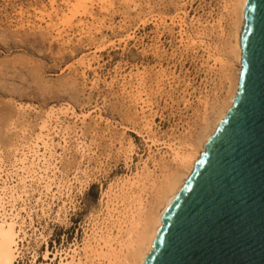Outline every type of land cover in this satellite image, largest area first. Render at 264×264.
<instances>
[{
	"label": "rangeland",
	"instance_id": "374dc122",
	"mask_svg": "<svg viewBox=\"0 0 264 264\" xmlns=\"http://www.w3.org/2000/svg\"><path fill=\"white\" fill-rule=\"evenodd\" d=\"M177 1L178 0H114L113 8L109 7L108 10H104L105 12L103 11L102 13H98L97 10L95 11L98 20L101 22L103 21L104 27V31L97 35L98 37L80 39V37L75 34L76 36L73 35V37L70 36L69 38H65V40H61V43L60 40L47 32L45 25H41L40 28H38V25H35L33 29H31L32 26L29 28L26 24L23 25L19 18L18 11L20 13L21 10V12H24L27 16H32L34 8L40 7L43 3L46 4L47 0H35V2L34 0H0V152L2 157L4 158L5 156L6 160L11 159L15 151L14 148H18L21 142H23L20 140L25 136L29 138L32 132V135L37 133L40 116L45 112L51 111V109L58 110L60 107L73 106L78 113H89L100 108L99 114L103 116L102 122L95 123L94 119L91 121L92 123L88 121L85 125H81L80 122L77 124L79 128H82L85 141L90 147L89 150L92 152H88L89 155L84 156L83 159L79 154L70 153L67 158L58 165L57 171L49 170L44 177H49L53 180L54 184L52 185V189L56 192L57 184L60 183V181L66 178L73 179L77 172L87 170L88 174L86 176H79V182H73L69 200L67 194L62 196L61 199H56L54 201H52L51 198L48 200L43 196L42 199L46 201L45 207H48L47 205L49 204V209H45L43 213L37 201L40 195L39 191L43 190L45 183L40 181L38 176L32 174L26 175V179L22 181L13 180V185L11 184V186H16L17 194L16 201L13 202V205H15L18 210H25L22 212L21 218L27 223V231H29V238L28 242L25 243V248H23L22 245L20 246L22 250L20 251L22 252L20 256L22 258L20 257L16 264H33L34 255L37 259L34 264H47L48 262L44 261V255L47 250L51 253H55L56 251L62 252L69 250L70 247L75 244L83 247L86 232L89 233L91 230L92 220L99 217L102 215V212H104L106 199L103 193L107 192L112 184L114 185L116 182L118 183L128 176H134L137 173L138 165L141 164V159L146 160L149 157V143L146 142V133L143 124L135 117V111L129 102L126 100L125 103L121 96L119 86L116 85L113 89L109 90L103 83V79L104 82L110 83V81L118 75L128 76L131 72L132 74L136 73L138 69H147L150 73V78L147 81V90L151 95V103L154 113L156 114L154 121L158 126L155 125V128H157L156 130L159 133V137L164 141L173 140L174 138L183 140L201 131L200 126L202 125V118L204 114L207 111L209 112L214 106L216 103L215 100H219V98L224 100L229 96V93L227 94V92H229V80H227V78H229V72L226 71V68L219 66L220 69L218 68V70L215 71L217 74L212 73L204 66L206 56H204L205 54H203V52L199 51L197 54L192 52L184 53L183 49L179 47L180 37L178 29H175L177 33L175 31L169 33L168 31L158 30L157 34V28L155 29L154 26L156 21H161L165 18L168 19V17L171 18L178 13L180 8H184L183 4ZM171 3H173L172 6ZM185 9L189 12L190 16H193L195 13L194 16L197 18L200 17L199 19L202 21H208L210 19L208 22H213V20L215 21L216 18H219L218 16H221V13L224 19H228H225L226 22L224 23L225 32H215L217 34H211L209 42L210 44L212 43L211 46L215 50V53L217 52L216 55L220 59L223 58L226 67L227 63H230L228 52L229 42L234 35V21L232 20V16L230 17L231 10L229 11L230 13H225L223 10L224 0H191L185 6ZM135 10L137 12H135ZM142 12H146L147 14L145 13L144 15ZM149 12L150 15L148 14ZM141 21L143 24L145 23L144 25L146 27L144 25L142 26ZM77 23L79 24L78 21L75 22L76 25ZM128 34L130 36H128ZM107 35H110V38H108ZM126 35L128 37L133 36V38L127 39ZM101 38L104 40L103 43ZM119 38L124 39L120 40ZM113 40H115L114 43L112 42ZM105 43H107V45ZM91 44L92 46H90ZM98 50H100V52ZM93 51H95L96 54ZM163 53L164 55H162ZM86 55L90 57L94 56L96 59L95 65L97 64L99 67L94 65V67H96V74L93 71L89 72L88 80L84 81L81 72H75L74 69L76 64L75 61L77 60L76 62H78L81 57ZM202 62L204 65L201 64ZM234 66L238 68L237 63ZM158 67L165 69L167 75L176 78V85L173 87L174 90L164 87L162 92V90L156 88V77H154V74L157 72V69H159ZM206 73L208 76H206ZM177 74H179L178 77L180 76V78H177ZM96 75L100 77L101 83L95 91L91 90V82L95 79ZM72 77H74V79ZM230 77L233 81L235 78L233 71ZM84 82L86 86H84ZM212 82L216 83L213 84ZM193 87H195V89ZM185 90L188 92L187 94H184ZM83 92H85L84 95ZM204 92H208L209 97L207 102L211 106L198 103L197 99H199V96H201L200 94ZM188 94L191 95L189 96L190 98ZM115 95H118L116 96L117 98ZM180 96H184V98ZM186 99H191L192 104L193 101L194 104L187 108L185 104ZM155 100H157V102ZM165 101H167L166 104ZM178 105L180 108H178ZM18 107L27 108L28 111L26 113H21ZM195 107L197 109L199 107V109L196 110ZM38 110L39 112H37ZM19 112L21 115L18 114ZM93 116L95 117V115ZM35 128L37 129L35 130ZM177 128L179 130H177ZM176 134H178V136ZM167 135L170 137L168 138ZM129 143L130 146L132 144V147H134L136 154H134L131 162L128 161L125 163L126 160L124 157H120L117 151L124 144L126 145L123 146L124 149L130 147L128 146ZM2 150L4 151L2 152ZM153 150H156V148ZM92 153H94V156H91ZM160 154H163V156L167 154L169 157L168 150L161 148L160 153L155 154L156 161L161 165L163 162H161ZM159 158L160 161L158 160ZM150 167L154 169L152 164ZM161 174V171L158 170L157 175L161 176ZM43 175L44 174H41V176ZM8 201L9 200L6 198L5 202ZM63 201H67L66 213L57 216V211L63 205ZM6 207L7 211L11 209V206L8 204H6Z\"/></svg>",
	"mask_w": 264,
	"mask_h": 264
},
{
	"label": "bare ground",
	"instance_id": "6f19581e",
	"mask_svg": "<svg viewBox=\"0 0 264 264\" xmlns=\"http://www.w3.org/2000/svg\"><path fill=\"white\" fill-rule=\"evenodd\" d=\"M113 1L114 0H47L46 4L43 3L40 7L34 8L32 16H27L24 12H21V10H20V13L18 11V14H19V18H20L23 25L26 24L27 26H29V28H30V26H32L31 29H33V26H35V25H38L39 26L38 28H40L41 25H45L47 32L49 34H51L52 36H54L55 38H57L58 40H60V42H61V40H65V38H69L70 36L73 37V35H75V34L78 37H80V39L81 38H86V39L90 38L91 39L92 37H95L104 31V27H103V23H102L103 21L101 22L100 20H98L97 16L95 15V11L97 10L98 13H100V12L102 13L104 10L105 11L108 10L109 7L113 8V4H114ZM178 1L183 4L184 8H182V9L180 8V10L178 11V13L175 16H172L171 18L168 17V19L165 18L164 20H161V21H156V22L154 21L155 22V24H154L155 29L157 28V34H158V30L159 31L164 30V31H168L169 33L170 32L173 33L175 31V29H178L179 30L178 34L180 37V41H179L180 46L179 47L181 49H183L184 53L185 52H192L194 54H197L199 51L203 52V54H205L204 56H206V59L204 58L205 59V63H204L205 65L203 64V62L201 64L206 66L208 71H210L212 73L217 74V72H215V71L218 70L219 66L222 68L223 67L226 68V71L229 72L228 73L229 78H227V80H229V84H228L229 85V90H228L229 92H227V94L229 93V96L224 100H222L221 98H219V100H215L216 103L211 108V110L209 112L207 111L204 114V117L202 118V125L199 124V125H201L200 126L201 131H199L198 133H195L193 135L190 134L191 136H189L183 140H179L177 138H174L173 140L164 141L163 139H161L159 137V133L156 130L157 128H155L157 126L155 124V121H154V117L156 114L154 113L153 105L151 103V99H150L151 95L149 94V92L147 90L148 89L147 88L148 87L147 81L150 78V73L147 71V69H145V68L143 70L138 69L136 73L132 74V72H131L128 76L118 75L115 78L113 77L114 79L112 81H110V83L104 82V79H103V83L105 84L106 88H108L109 90L113 89L116 85L119 86L121 96L124 99L125 103H126V100L129 102V104L131 105V107L135 111V117H137L139 119V122L141 121V123L143 124V126H144L143 128L145 129V133H146L145 134L146 135V142L149 143V151H150L149 157L146 160L141 159V164L138 165L137 173L134 176H132V177L128 176L125 179L120 180L118 183L116 182V184H114V185L112 184L109 187L108 191L103 193V195L105 196V199H106L104 212H102V215H100L99 217L94 218L92 220L91 230L89 233L86 232V235H85L86 237L84 239L83 247L75 244V245L71 246L69 250L62 251V252L56 251L55 253H51L49 250H47L45 255H44V261L48 262L47 264H57V261H58V264H143L146 257L153 250L155 239L158 236L160 228L163 226L164 218L166 216V213L168 211V208H169L171 202L176 197V195L179 193L180 189L184 186V184L186 183V181L188 180L190 175L193 173L196 164L198 163L202 154L205 152L206 145H207L210 137L215 133L219 124L225 118L228 111L233 106L232 100L235 99V97L237 95L239 82H240V72H241V65H242L241 40H242V33H243L244 25H245L246 11H247V5H248L249 0H224V9L223 10L225 11V13H230L229 11L231 10L230 17L232 16V20L234 21V24H233L234 35L232 33L233 36L231 37V41L229 42V52H228L230 63H227L226 67H225L223 58L220 59L216 55L217 52L215 53V50L211 46L212 43L210 44L209 42H210L211 34H213L215 32H217V33L218 32L219 33L225 32L224 30H226V29L224 28V23L226 22L225 19H227V18L224 19V16L221 13V16H218L219 18L218 19L216 18L215 21L213 20V22H208L210 20L209 19L208 21L203 20V21H205V22H203L201 19H199L200 15L198 16L199 18L194 16L195 13L193 16H190L189 12L185 9V6L191 0H178ZM34 2H35V0H34ZM172 4L173 3H171V6H172ZM144 5H146V4H144ZM140 8H141V6H140ZM201 8H203V7H201ZM109 12H110V10H109ZM135 12H137V11L135 10ZM145 13H143V14L145 15ZM148 14L150 15V12ZM208 16H209V14H208ZM208 16H206V17H208ZM151 17H152V15H151ZM212 19H213V17H212ZM76 21H78L79 24L77 23V25H76L75 24ZM151 21H152V18H151ZM105 24H106V22H105ZM144 24L142 22V26ZM115 25H116V23H115ZM227 26H229V25H227ZM217 33H215V34H217ZM161 34H163V33H161ZM116 35H117V33H116ZM128 36H130V35L128 34ZM128 36H127V39L131 38V37L133 38L134 35L131 37H128ZM216 37H217V35H216ZM55 38H53V39H55ZM108 38H110V35L108 36ZM214 38H215V36H214ZM70 39H69V41H70ZM99 39H100V37H99ZM123 39H120V40H123ZM228 39H229V37H228ZM58 40H57V42H58ZM105 40H107V39H105ZM69 41H67V42H69ZM114 41L115 40H113L112 42L114 43ZM71 42H73V41H71ZM103 42H104V40L102 41V43ZM128 42H130V41H128ZM110 43H111V41H110ZM125 43H127V42H125ZM105 44L107 45V43H105ZM63 45H64V42H63ZM68 46H70V45H68ZM90 46H92V44ZM156 46H158V45H156ZM78 47H79V45H78ZM216 48H217V46H216ZM94 50H96V49H94ZM98 51L100 52V50H98ZM147 51H148V49H147ZM217 51H218V48H217ZM93 52L95 53V51H93ZM152 52H153V50H152ZM156 55H157V53H156ZM162 55H164V53ZM188 57H190V56H188ZM227 59H228V57H227ZM196 60H198V59H196ZM199 60H200V57H199ZM76 61H75L76 64H75V69H74L75 72L76 71L81 72V76H82L83 80L87 81L88 80V73L92 72V71L93 72L96 71L95 70L96 67H94L95 62H96L95 57L94 56L90 57V56L86 55V56L81 57L78 62H76ZM199 63H200V61H199ZM234 63L238 64V68H235ZM98 64H100V63H98ZM157 65H158V63H157ZM97 67H99V65H97ZM158 68L159 69H157V72L156 73L154 72L155 73L154 77H156V83H155L156 88L158 90H162L164 87H166V89L168 87L172 90L173 87L176 85L175 84L176 78L167 75L165 69H163L162 67H158ZM175 68H176V65H175ZM170 69H171V67H170ZM70 71H72V70H70ZM232 71L235 75V78L233 81L231 80V77H230V74L232 73ZM95 74H96V72H95ZM178 75L179 74H177V78H180V76L178 77ZM68 76H70V75H68ZM206 76H208L207 73H206ZM72 78L74 79V77H72ZM153 79H155V78H153ZM205 79H207V78H205ZM187 82H189V81H187ZM206 82H207V80H206ZM78 83H79V80H78ZM100 83H101L100 77H98V75H96L95 79L91 82V86H92L91 90L96 91V89L98 88ZM215 83H213V84H215ZM178 84H177V86H178ZM84 86H86L85 82H84ZM184 87H187V86H184ZM193 88L195 89V87H193ZM81 90H82V88H81ZM162 92H163V90H162ZM169 92H170V90H169ZM175 92H177V91H175ZM208 92H206V93L204 92V93L200 94L201 96H199V99H197L199 104H203V105L207 104V106H211L207 102V99L209 97ZM84 93L85 92H83V95H84ZM178 93H179V91H178ZM185 93L187 94L188 92L185 90L184 94ZM167 95H168V93H167ZM116 96H118V95H115V97ZM189 96H191V95L188 94V97ZM225 96H227V95H225ZM156 97H158V96H156ZM180 97L184 98V96H180ZM166 99H168V98H166ZM155 101L157 102V100H155ZM212 101H213V99H212ZM166 102L167 101H165V104H166ZM168 104H170V103H168ZM185 104L188 108V106L191 107V105L194 104V101L192 104L191 99H186ZM89 105H90V103H89ZM97 107H98V105H97ZM126 108H127V106H126ZM178 108H180L179 105H178ZM195 108H193V109H195ZM94 109H96V108H94ZM99 109L93 110L92 112H89V113H84V112L78 113L73 106H67V107H62V108L60 107V109H58V110L57 109H55V110L51 109V111L45 112L44 114H42L40 116V118H39L40 123L38 125L37 133L32 135V133H33L32 132L31 136L29 135L30 136L29 138L26 136L22 139L20 138L21 139L20 141H23V142H21V144L18 143V144H20L18 148H14L15 151L13 152L11 159L6 160L5 156H4V158H5L4 159L1 155V152H0V264H16L18 259L21 257L20 255L22 254V252H20V251H22L20 246L22 245L23 248H25V243L28 242V238H29V235H28L29 231H27V225H26L27 223L25 222V220L23 218H21V214L25 210H20V209L18 210V209H16L15 205H13V202L16 201V195H17L16 194V186L15 187L11 186V184L13 183V180H16V181L21 180L22 181V180L26 179L25 178L26 175L32 174V175L38 176L39 180L45 183L43 190L39 191L40 195H39V198L37 201L38 204H40V207L42 208L43 213H44L45 209H49V204L47 205L48 207H45L46 201H44L42 199L43 196L48 200L51 198V200L54 201L56 199H61L62 196L67 194V198L69 200V198L71 196V190H72L73 182L74 183L79 182L78 177L79 176H82V177L86 176L88 174L87 170L82 171L79 168L81 171L77 172L74 175L73 179H67L66 178V179H63L62 181H60V183L57 184V187H56L57 191L56 192H54L52 189V185L54 184L53 180H51L49 177H46V178H44V177H45V175H47V172L49 170L57 171L58 165L64 159H66L70 153H76V155L79 154V155H81V158L83 159L84 156L89 155L88 152H92L91 150H89L90 147L85 141V138H84V135L82 132V128H79L77 126V124H79V122H80L81 125H85L88 121L91 122L94 119H95L94 120L95 123L102 122L103 116H101L102 114L101 115L99 114V112H100ZM158 109H159V107H158ZM198 109H199V107H198ZM198 109L196 108V110H198ZM19 110L21 113L22 112L26 113L28 111L27 108L25 109L22 107H20ZM31 110H29V111H31ZM173 110H175V109H173ZM20 112L18 114H20ZM37 112H39V110ZM180 112H182V111H180ZM186 112H188V111H186ZM204 112H205V110H204ZM157 113H158V111H157ZM20 115H18V116H20ZM26 115H24V116H26ZM93 115H95V117ZM199 119H200V117H199ZM36 124H38V123H36ZM108 124H109V121H108ZM36 129L37 128H35V130ZM89 129H90V127H89ZM35 130H33V131H35ZM174 130H175V128H174ZM177 130H179V129L177 128ZM96 131H97V129H96ZM173 131H171V132H173ZM186 132H187V130H186ZM22 134H24V133H22ZM103 134H104V132H103ZM171 135H173V134H171ZM176 135L178 136V134H176ZM169 137L170 136H168V138ZM102 138H103V136H102ZM107 140H109V139H107ZM114 140H115V138H114ZM112 141H113V139H112ZM17 142H18V140H17ZM123 146H121L119 148V150L117 151V154L120 157L121 156L124 157V159L126 160L125 163H127L128 161L131 162L134 154H136L134 147H132V144L130 146V143L128 145L130 147H127L126 149H124ZM154 148H156V150H153ZM161 148L168 150L169 157L167 156V154H166V156H163V154L162 155L160 154L161 155V162H163L160 165V163H158V161H156V159H155V154L156 153L159 154L161 151ZM10 149H12V148H10ZM3 151L4 150H2V152ZM94 153H92L91 156H94ZM6 157H7V155H6ZM110 157H111V155H110ZM168 158H169V160H168ZM158 160L160 161V158ZM151 164L153 165L154 169H152L150 167ZM158 170L161 171V173H162L161 176L157 175ZM41 174H44V175L41 176ZM68 178H69V176H68ZM58 195H59V197H58ZM6 198L9 200L8 202H5ZM66 202L67 201H63V205L57 211V216H61V214L66 213ZM6 204L11 206V209L9 211H7ZM28 251H29V249H28ZM33 259H34L33 260V264H34L37 261L35 255H34Z\"/></svg>",
	"mask_w": 264,
	"mask_h": 264
},
{
	"label": "water",
	"instance_id": "95a60500",
	"mask_svg": "<svg viewBox=\"0 0 264 264\" xmlns=\"http://www.w3.org/2000/svg\"><path fill=\"white\" fill-rule=\"evenodd\" d=\"M233 106L143 264H264V0H249Z\"/></svg>",
	"mask_w": 264,
	"mask_h": 264
}]
</instances>
